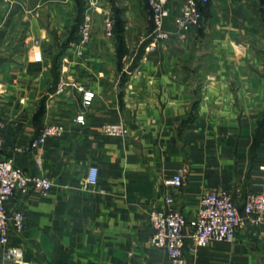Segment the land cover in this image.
I'll list each match as a JSON object with an SVG mask.
<instances>
[{
    "label": "crops",
    "instance_id": "1",
    "mask_svg": "<svg viewBox=\"0 0 264 264\" xmlns=\"http://www.w3.org/2000/svg\"><path fill=\"white\" fill-rule=\"evenodd\" d=\"M187 1L167 0L166 29ZM200 8L201 24L184 39L156 40L147 0H0V160L52 182L47 196L16 193L5 202L10 216H25L7 243L24 261L172 264L151 244L152 211L168 210L172 199L192 220L207 191L232 194L242 210L264 189V0ZM81 87L96 94L85 126L75 122ZM116 122L127 136L102 132ZM57 124L61 137L25 149ZM91 167L96 185L87 183ZM178 173L181 187L171 183ZM190 246L184 264H264V222L246 221L231 243Z\"/></svg>",
    "mask_w": 264,
    "mask_h": 264
},
{
    "label": "built area",
    "instance_id": "2",
    "mask_svg": "<svg viewBox=\"0 0 264 264\" xmlns=\"http://www.w3.org/2000/svg\"><path fill=\"white\" fill-rule=\"evenodd\" d=\"M208 0H188L183 9L182 16L174 23V30L165 27L168 15L167 0H147L151 10V19L154 24L153 36L156 40H168L172 32H178L185 36L194 27H198L203 20V12L200 2ZM108 36L113 34V22L106 21ZM82 42L90 40L91 18L87 17L82 26ZM36 62L43 61V54L39 42H35L33 53ZM140 74V73H139ZM82 110L77 114L75 122L85 126L87 123L86 110L91 108L96 100L95 92L83 87ZM5 126L0 121V130ZM65 131L62 124L45 126L38 137L25 149L29 152L43 145L48 138L61 137ZM102 132L108 136L124 137L128 135V127L124 122L106 123L102 126ZM0 136V144H1ZM98 182V169L91 167L87 183L96 185ZM172 185L181 187L184 184L182 174L178 173L172 180ZM52 188V182L44 176L29 175L23 169L17 167L13 160H0V245L4 248L6 264H32L24 261V252L19 247L7 246L8 236L11 230L22 232L25 225V216L21 212L10 216L5 209V202L16 193L23 195L36 191L47 196ZM172 199H168L169 209L163 212L152 211L150 214L153 234L151 244L167 252L172 264H184L186 261V244L191 242V250L208 246L214 242H234L238 231L246 221L253 224L264 222V189L260 192L250 193L240 210L235 198L228 192L216 190L207 191L203 195L197 215L189 220L181 211L174 209ZM187 228L190 232L186 233Z\"/></svg>",
    "mask_w": 264,
    "mask_h": 264
},
{
    "label": "rangeland",
    "instance_id": "3",
    "mask_svg": "<svg viewBox=\"0 0 264 264\" xmlns=\"http://www.w3.org/2000/svg\"><path fill=\"white\" fill-rule=\"evenodd\" d=\"M65 2H69V1H72V0H64ZM194 28H196V27H194ZM92 29V28H91ZM91 33H92V31H91ZM172 34L173 35H177L178 37H180L181 39H184V37L187 35V34H185V36L184 35H182V34H179L178 32L176 33V32H172ZM171 34V35H172ZM90 39H91V34H90ZM87 43V42H86ZM86 43H83L84 44V46L86 45ZM264 72V71H263ZM264 74V73H263Z\"/></svg>",
    "mask_w": 264,
    "mask_h": 264
},
{
    "label": "trees",
    "instance_id": "4",
    "mask_svg": "<svg viewBox=\"0 0 264 264\" xmlns=\"http://www.w3.org/2000/svg\"><path fill=\"white\" fill-rule=\"evenodd\" d=\"M261 125V128L264 129V115H263V119H262V122L260 123Z\"/></svg>",
    "mask_w": 264,
    "mask_h": 264
}]
</instances>
